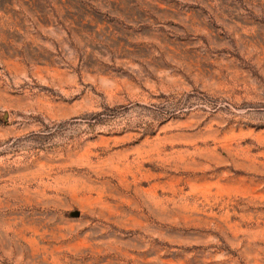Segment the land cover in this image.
<instances>
[{
    "label": "rangeland",
    "instance_id": "rangeland-1",
    "mask_svg": "<svg viewBox=\"0 0 264 264\" xmlns=\"http://www.w3.org/2000/svg\"><path fill=\"white\" fill-rule=\"evenodd\" d=\"M0 264H264V0H0Z\"/></svg>",
    "mask_w": 264,
    "mask_h": 264
}]
</instances>
